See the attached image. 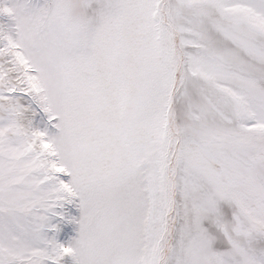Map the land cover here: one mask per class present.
Returning a JSON list of instances; mask_svg holds the SVG:
<instances>
[{
	"label": "snow or ice",
	"instance_id": "1",
	"mask_svg": "<svg viewBox=\"0 0 264 264\" xmlns=\"http://www.w3.org/2000/svg\"><path fill=\"white\" fill-rule=\"evenodd\" d=\"M0 264H264V0H0Z\"/></svg>",
	"mask_w": 264,
	"mask_h": 264
}]
</instances>
